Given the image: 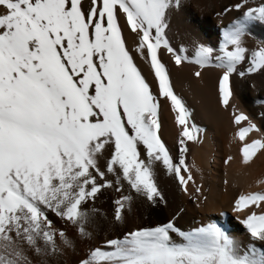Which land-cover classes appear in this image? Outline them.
<instances>
[{
	"label": "snow or ice",
	"instance_id": "6c2138e0",
	"mask_svg": "<svg viewBox=\"0 0 264 264\" xmlns=\"http://www.w3.org/2000/svg\"><path fill=\"white\" fill-rule=\"evenodd\" d=\"M181 6L182 0H0V264H65L71 254L70 264H264V211L251 207L264 206V190L233 199L234 213L248 209L239 220L244 242L216 223L183 231L177 216L107 234L125 225L136 205L167 203L158 175L203 202L187 142L198 144L204 129L175 93L161 53L177 68L194 65L196 79L217 70L218 104L231 109L238 126L241 163L264 151V134L245 142L260 129L230 103L234 77L264 75V39L246 44L251 27L264 26V0L224 7L218 16L239 15L220 30L218 46L193 42L192 55L169 39ZM162 101L177 129L175 153L161 135ZM108 191L114 196L105 211L97 202ZM77 242L85 245L82 254Z\"/></svg>",
	"mask_w": 264,
	"mask_h": 264
},
{
	"label": "bare ground",
	"instance_id": "6f19581e",
	"mask_svg": "<svg viewBox=\"0 0 264 264\" xmlns=\"http://www.w3.org/2000/svg\"><path fill=\"white\" fill-rule=\"evenodd\" d=\"M235 2L236 0H182L180 10L172 15L169 28V39L173 47L178 49L183 44L189 48L188 54L192 55L193 42L210 47L218 46L220 30L239 13L233 11L219 16L217 13ZM250 31L252 36L246 38L249 48L253 47L256 41L264 39V26L253 25ZM125 39L130 49L134 47V41L127 32ZM160 59L168 68L175 93L191 110L193 122L198 127L203 122L206 124L207 133H202L198 144L187 142L189 148L187 164L192 169L195 182L202 188V195L197 199L203 202L199 205L193 203L188 196L179 191L172 180L158 175L157 183L167 203L155 207L146 203L136 205L125 225L117 226L107 234L111 236L130 228L155 226L157 223L166 222L172 216H177L175 223L183 231L207 223H216L220 224L228 235L244 242L247 237L239 220L248 209L234 213L231 205L237 195L264 190V184L257 183L258 180H264V151L257 153L247 165L241 163L239 149L242 142L235 138L234 131L232 129L230 131L227 126V122L232 119L231 109L221 108L218 104L217 70L206 69L201 78L196 79L191 75L192 71L196 70L194 65L185 64L177 68L172 64L170 57L163 53ZM137 63L152 83L147 66L139 60ZM232 88L233 96L230 103L235 104L237 110L248 116L260 129V132L249 133L245 137V142L260 138L264 134V75L246 79L234 77ZM160 119L163 126L161 132L163 141L169 150L175 153L177 129L171 110L163 101ZM228 157L231 159L225 164L224 160ZM187 187L190 194H193L191 182ZM113 196L114 193L108 191L97 202V206L107 211ZM251 207L257 213L264 211V206ZM50 219L57 227H63L55 217L50 216ZM65 230L70 237L74 236L70 229ZM104 235L105 232L102 231L98 239H102ZM84 248L85 245L77 242L78 253L82 254ZM75 259L76 254H71L70 258H65V264H70V261Z\"/></svg>",
	"mask_w": 264,
	"mask_h": 264
},
{
	"label": "rangeland",
	"instance_id": "374dc122",
	"mask_svg": "<svg viewBox=\"0 0 264 264\" xmlns=\"http://www.w3.org/2000/svg\"><path fill=\"white\" fill-rule=\"evenodd\" d=\"M232 119H230L228 122H227V126H228V128H229V130L231 131V129H232V131H234L233 133H235L236 131H237V128H238V126L237 125H234L232 122ZM246 122H244V121H242L241 122V125H244ZM206 124L203 122L201 125H200V127L203 129L204 128V132L203 133H207V131L205 130L206 129V126H205ZM255 133V132H254ZM218 226H220V224H217Z\"/></svg>",
	"mask_w": 264,
	"mask_h": 264
}]
</instances>
